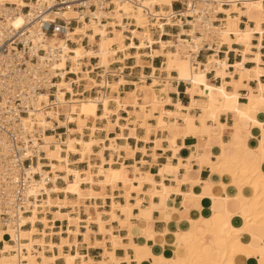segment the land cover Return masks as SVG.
Returning <instances> with one entry per match:
<instances>
[{
	"label": "bare ground",
	"instance_id": "obj_1",
	"mask_svg": "<svg viewBox=\"0 0 264 264\" xmlns=\"http://www.w3.org/2000/svg\"><path fill=\"white\" fill-rule=\"evenodd\" d=\"M54 1L0 0V3L17 5L18 11L9 21L20 28L37 8ZM181 1H184V8L175 9L174 2ZM25 6L30 7L28 11L22 9ZM179 13L194 18L185 21L178 17ZM86 16L85 12L74 9L51 11L46 15L47 21L57 22V18H61L65 21L64 27L57 25L53 33L43 32L32 38L36 64L46 70L47 90L37 95L33 107L23 116V124L35 134L34 140L39 144L41 154H37V162H32L26 169L31 179L25 195L28 198L32 196L34 200L28 199L25 209H14L9 200L3 204L0 199V264H121L122 260L131 264L133 259L146 264L150 258L154 259V264L174 263L176 260L187 264H239L238 255L249 257L261 246L248 243L244 238L262 237L264 134L254 159L246 157L244 144L238 151L239 160L223 151L216 155V160H212L210 155L199 152L197 143V151L184 162L181 150L186 144L179 145L178 140L185 141L189 135L202 138L209 134L212 126L205 125L204 119L217 124L223 134L228 125L220 119L222 113H233L237 120L248 118L251 106L264 113V91L260 89L257 97L249 95L250 104L241 103L237 90L239 83L234 80L237 74L240 81L250 78V70L244 67V62L254 36L260 34L261 39L264 34V0H122L117 1L111 10L98 9L89 19ZM243 16L246 17L245 27L241 26ZM18 20L22 21L19 26ZM73 20L75 24H71ZM166 24L178 25L179 29L167 32ZM185 24L191 27L186 28ZM127 32L131 35L128 36ZM126 40L130 42L125 44ZM207 43L212 50L204 54H213L201 60L200 52L208 50L205 48ZM235 44L245 47L242 51L235 49L241 53L243 61L230 65L228 58L220 54H228ZM155 46H160V49H155ZM129 48L136 49L130 56L142 68L136 81L126 78L125 65L111 68L114 63L123 62L128 57L126 50ZM40 49L45 52L40 53ZM120 53L125 58L117 57ZM144 54L152 59L164 57V65L155 66L152 59L146 60ZM92 58H97V68L103 69L100 81L84 68L86 60ZM146 65L152 68L149 74L145 72ZM32 67L34 65L31 64ZM70 74L74 77L69 78ZM110 76H113V81H110ZM53 77L58 79L51 80ZM228 78L232 80L230 83L226 82ZM81 81H85L88 89L98 87V94L77 98L83 94H78L74 85ZM178 83L187 86V104L171 97L170 90L176 89ZM129 84L134 88L126 91L124 97L122 86ZM158 85L163 86L162 94L156 89ZM229 85L233 90L228 89ZM53 86L54 91L51 90ZM62 106H65L64 113L60 111ZM121 110L128 115L121 114ZM110 117H115L114 121ZM98 121L103 125H98ZM252 122L258 123L255 119ZM58 126L66 128L65 134L54 132ZM138 128L144 130L143 135L137 133ZM86 129H89L88 136ZM116 129L119 132L112 135ZM262 129L264 133V127ZM126 131L136 139L135 146L130 144ZM100 132H105L104 138L98 137ZM152 132L156 134L155 139L150 137ZM249 135L250 130L247 129L243 133L245 141ZM237 141L238 138L233 137L230 143L236 147ZM148 143H152V159L139 160L137 152L148 154ZM96 147L101 149L96 152ZM168 150L172 155H167ZM73 153L79 155L77 162L71 159ZM122 154H125L123 159ZM161 154L167 155L168 162L157 165ZM93 156H97L98 163H93ZM43 158L47 161L44 162ZM175 158L178 159L177 164L172 163ZM204 158L223 179L229 177L232 180L222 188L230 196L238 198L240 206L247 205L252 212L245 216L241 210L235 214L225 210L223 224L204 229L203 235L195 228L192 241L174 243L170 247L172 250L184 248V252L175 259L156 255L153 243L154 233L158 232L145 228L141 232L144 234L135 241L133 224L140 219L150 221L147 213L154 208L164 206L167 210L166 201L171 191L183 192L185 196L191 194L184 190L186 182L177 169L184 167L188 171L193 160H197L201 167ZM129 159L134 162L128 164ZM82 163H86L84 168L80 166ZM115 165L119 167L116 169ZM154 166H159V169L154 170ZM2 168L0 187L7 191V199H11L17 186L4 178ZM157 176L161 179L157 180ZM167 176L177 183L175 188L166 185ZM59 181L66 185L59 184ZM196 182L191 180V183ZM116 191L121 192L119 197L122 200H117ZM68 194L74 195L76 200H71ZM198 195L204 196L203 193ZM156 197L160 199L159 203L154 202ZM146 199L149 206L144 207ZM223 199L227 201L228 197ZM108 200L111 201L106 209ZM82 204L86 218L76 215L82 212ZM4 211L10 214L9 218L2 217ZM50 214L54 219L49 218ZM56 221H67V227L61 225L56 231ZM195 222L192 221L193 224ZM82 223H85V230L81 229ZM252 226L256 227L255 232L251 230ZM74 227L76 229H72ZM121 229L128 231L130 243L124 244L123 238L116 234ZM209 233L214 236L210 244L212 252L204 254ZM220 241L225 243L224 250L218 246ZM91 247L103 249L99 260L88 255ZM118 247H124L126 251L131 248L134 255L117 257Z\"/></svg>",
	"mask_w": 264,
	"mask_h": 264
},
{
	"label": "crops",
	"instance_id": "obj_2",
	"mask_svg": "<svg viewBox=\"0 0 264 264\" xmlns=\"http://www.w3.org/2000/svg\"><path fill=\"white\" fill-rule=\"evenodd\" d=\"M182 2L184 1L174 2V8L178 10L184 8ZM245 18L246 17L243 16V23H241L242 27H245ZM259 35L260 34H256L254 36L252 41V48L247 51L246 60L244 62V67L250 70V73L248 74L250 78H244L242 81H240V76L238 74L234 78L235 82L239 83L237 86V90L240 95L241 103L250 104L249 95L257 97L258 95H260V89L264 91V34L261 39ZM235 49H239L242 51L245 49V47L243 45L235 44L234 48L228 54H220L228 58L230 65H233L236 62L243 61L241 53L239 51H235ZM203 55L204 59L202 58ZM203 55H200L201 60H205V58L210 54ZM257 59H259L260 61H258ZM152 63L155 66L160 67L158 61L155 63V60H153ZM137 67H139V65H137ZM146 68L149 70L151 69V66L146 65ZM257 74L259 75L257 76ZM231 81V78H228L226 80L227 83H230ZM181 85L182 83H178V85H175L176 89H173L172 94H170L174 101L180 100L183 103L187 104L189 103V96L186 94L187 86L184 90L186 97H182L180 92ZM228 89L233 90V86L229 85ZM196 113L199 115L200 111L197 110ZM248 116V118H239V120H237L238 118H236L233 113H222L220 119L225 120L226 124L228 125L225 128L223 134L221 133V129L217 124L212 123L209 119H204L203 123L205 125H210L209 127L212 126L209 129V134H205L202 138L194 135H189L185 141H183L182 139L178 140L179 145H182L183 142H185L186 144L183 146L184 148L182 147L181 150L184 162H186L187 159L197 151V143H199V152L210 155L212 160H216V155L220 154L222 151L227 155H231L234 160H239L240 156L238 151L243 147L244 144H246L247 147L245 151L246 157L249 159L256 158V149L259 147V143L261 139H263L264 134L263 129L260 126L261 124L264 126V113H259L256 110V107L251 106L248 110ZM253 119L257 120L258 123L254 124L252 122ZM193 129H195V127ZM247 129L250 130V135L246 138L245 141L243 133ZM233 137H237L239 140L237 141L236 147L231 145L230 143ZM130 142L132 145H135L136 143L133 139H130ZM222 143L223 147H221ZM229 143L231 146L229 145ZM139 145H142V143L139 142ZM140 155H142V153L141 151H138L136 154V158ZM167 155H172V152L168 150ZM167 155L161 154L160 156H158L157 165L166 164L168 162L166 157ZM149 157L150 158H147V156L143 155V158H145L146 160L152 159L151 156ZM159 158L160 160H158ZM203 161L204 163L201 167L197 160H193V166H191L188 171L184 167H180L179 169H177L181 179H184L186 182L184 185V190H186L188 194L191 193L188 195L189 197L187 195L186 197L183 192L176 193L175 191H171V194L167 199L168 201H166L167 210L164 206H159L157 208H154L150 213H147L150 221H147L146 219H140L139 221L135 220L133 224L134 233H132L135 241H138L140 235L144 234H141V232L145 228H149L151 230H154L155 232H158L154 233L155 243H153V252L156 255H164L168 258L175 259L180 253L184 252V248L172 250L170 247L174 245V243L179 242L182 244H187L192 241V232L195 228L200 235H203L204 233L202 232L204 231V229H209L214 225L223 224L226 220L224 214L225 210H228L229 212L234 214L241 210V212L245 216L251 214L252 210L247 205L240 206L241 203L239 202V199H236L234 196H230L227 191L222 188L223 184H229L230 182H232V180L229 177L223 179L218 171H214L211 166L206 163V158H204ZM172 163L177 164L178 159H173ZM262 163V165L264 166V161ZM153 169H159V166H154ZM166 178V185H172V188H175L177 183L170 181L171 179L169 176H167ZM156 179L160 180L161 178L157 176ZM191 180L198 182L191 183ZM192 192L195 194L192 195ZM201 193L204 194L202 198L200 197V195H198ZM212 195H215L216 197L213 198ZM243 195H246V192H243ZM223 197H228L227 201L224 200ZM154 202L159 203L160 199L156 197L154 199ZM146 206H149V202L147 201V199L144 204V207ZM135 212L138 213L139 211L136 209ZM192 221H196L197 224L195 222L194 224L196 225H194ZM251 230L255 232L257 229L256 227L252 226ZM116 234L120 235L123 238L124 244L130 243L129 233L126 229L118 230ZM260 234L262 236L261 239H253L249 237L244 238L246 241H248V243H254L255 245L261 244V246L259 250H253L249 257L238 255L237 262L239 264H264V225L260 227ZM213 240V234H207L208 245L204 248V254L212 252V246H210V244L213 242ZM163 245H165V248ZM218 246L220 249L224 250V241H220L218 243ZM102 252L103 249L101 247H91L88 251V255L99 260L101 258ZM115 254L117 257H130L134 255V250L129 248L126 251L124 247H118ZM154 263V259L150 258L148 259V263L146 264ZM121 264H128V262L126 260H122ZM131 264L139 263L135 259H133ZM162 264L187 263L176 260L174 263L170 262Z\"/></svg>",
	"mask_w": 264,
	"mask_h": 264
},
{
	"label": "built area",
	"instance_id": "obj_3",
	"mask_svg": "<svg viewBox=\"0 0 264 264\" xmlns=\"http://www.w3.org/2000/svg\"><path fill=\"white\" fill-rule=\"evenodd\" d=\"M117 1L122 0H55L37 8L20 28L14 27L9 21L17 13V5L0 3V167L4 169V178L17 186L11 199H7V191L0 187L3 204L9 200L14 209H25V202L28 199L34 200L32 196L28 198L25 195L31 179L26 169L32 162H37V154L41 153L39 144L34 140L35 134L24 127L23 116L33 107L37 95L47 90V75L45 68L36 64L37 56L33 52L32 38L43 32L53 33L58 28L57 25L64 27L65 21L61 18H57V22L47 21L46 15L51 11L74 9L85 12L89 19L98 9H113ZM29 8L22 7L24 11ZM178 17L185 21L187 18H194L181 13ZM75 22L73 20L71 24ZM205 48L208 50L202 49L201 56L212 50L208 43ZM39 52L44 53L45 50L40 49ZM31 64L34 67L31 68ZM57 79L58 77H53L51 80ZM54 88L53 86L51 90L54 91ZM42 160L47 161L44 158ZM2 217L9 218L10 214L4 211Z\"/></svg>",
	"mask_w": 264,
	"mask_h": 264
},
{
	"label": "rangeland",
	"instance_id": "obj_4",
	"mask_svg": "<svg viewBox=\"0 0 264 264\" xmlns=\"http://www.w3.org/2000/svg\"><path fill=\"white\" fill-rule=\"evenodd\" d=\"M174 27V28H173ZM185 27L186 28H190L191 26L190 25H188L187 24V26L185 25ZM166 28V31L167 32H176L178 29H179V27H178V25H174V24H172V26L171 25H169V26H166L165 27ZM178 28V29H177ZM129 33V34H128ZM127 35L128 36H130L131 35V33L130 32H127ZM155 36L157 37L158 35L155 33ZM164 38H170V36H164ZM87 42V41H86ZM130 41L129 40H126L124 43L125 44H128ZM136 42H140L139 41V39H136ZM155 49H160V46H155ZM167 50V49H166ZM136 52V49H134V48H129V49H127L126 50V53L128 54V57H124V55L122 54V53H120L117 57H121V56H123L124 58H125V60L123 61V62H116V63H114L112 66H111V68L112 69H118V68H120V66H124V67H126L125 68V72L127 73V75H126V78L127 79H130V80H132V81H136V80H138L137 79V77H138V75L140 74L139 72H141V70H142V68L139 66V67H137V64H136V61H135V58H133L132 56H130L131 54H134ZM215 53V52H214ZM210 54H213V53H210ZM145 58H146V60L147 61H150L152 58L147 54V55H143ZM203 59H204V55H203V57H202ZM153 60H155V63L158 61L159 62V66L160 67H162L163 65H164V62H165V58L164 57H162V56H158V57H155V58H153L152 59V61ZM88 63V64H87ZM97 63H98V59L97 58H92V59H87L86 60V64H85V66L86 67H84L85 68V70L87 69H89L90 70V73H91V76L92 77H95L98 81H100L101 79H102V77H100V75L103 73V69L102 68H97ZM120 64V65H119ZM163 64V65H162ZM162 65V66H161ZM96 68V69H95ZM93 70V71H92ZM151 70H152V68L151 69H146L145 70V72H146V74H149V73H151ZM130 74V75H129ZM163 74V73H162ZM164 76H165V73L163 74ZM70 77H74V75H70L69 76V78ZM75 78H78L77 76L75 77ZM101 78V79H100ZM110 78V81H113V76H110L109 77ZM150 82H151V80H150ZM81 83V84H80ZM80 83H77V84H75L74 85V89H75V91L78 93V94H83V95H79L77 98H81V99H83V98H85L86 96H91V95H97L98 94V90H99V88L98 87H94V86H92V87H90L89 89L86 87V85H85V81H81ZM129 83H131V82H129ZM79 85V86H78ZM185 87H186V85L184 84V83H182V85L180 86V92H181V96L182 97H186V94H185V92H184V90H185ZM132 88H134V86L132 85V84H129L128 86H122V91H123V93H122V95L124 96V97H126V91H130ZM163 88V86L162 85H158L157 87H156V89H158V91L159 92H161V94L163 93V91L161 90ZM130 89V90H129ZM172 91H173V89H171L170 90V93L172 94ZM125 92V93H124ZM86 95V96H85ZM84 96V97H83ZM130 110H132V108L131 107H128ZM111 109H114V107L113 106H111ZM139 110H141V108L139 109ZM60 111L62 112V113H64L65 112V106H62L61 107V109H60ZM101 113V112H100ZM120 113L121 114H123V115H128V113L125 111V110H121L120 111ZM111 119V121H114V118L115 117H110ZM154 123V122H153ZM98 125H103V123L102 122H99L98 121V123H97ZM73 126V125H72ZM59 128V129H58ZM55 133L57 132V133H64L65 134V132H66V128L65 127H57L56 128V130L54 131ZM116 132H119V129H116L113 133H112V135H116L117 133ZM51 133V132H50ZM88 133H89V129H86V136H88ZM137 133L139 134V135H143L144 134V130L143 129H141V128H138V130H137ZM126 134H128V136L130 137V139H133L135 142H136V139L134 138V136L133 135H131L130 134V131H126ZM153 135H154V137H153ZM161 135V134H160ZM65 136V135H64ZM98 137H100V138H104L105 137V132H100L99 134H98ZM132 137V138H131ZM150 137H152L153 139H155L156 138V134L155 133H153L152 132V134L150 135ZM130 142V141H129ZM130 144H131V142H130ZM137 144V142L135 143V145ZM132 145V144H131ZM135 145H132V146H135ZM151 145H152V143H148L147 144V150H148V154H146V155H144V156H147V158H150L149 156H151V153H152V149H151ZM142 146V145H141ZM101 148L99 147H96L95 148V151L96 152H98L99 150H100ZM124 155L125 154H122V156H121V159H123L124 158ZM107 156L109 157V153L107 154ZM97 160H96V159ZM115 159H117V160H119V158H118V156H115L114 157ZM139 160H141V159H143V154L142 155H140V156H138L137 157ZM71 159L74 161V162H77L78 160H79V155H77V154H75V153H73L72 155H71ZM95 159V160H94ZM158 160H160V158L158 159ZM99 162V160H98V158H97V156H93V163H98ZM132 162H134V160H128L127 161V163L128 164H131ZM85 165H86V163H82L80 166H81V168H84L85 167ZM117 167H119V165H115V168L117 169ZM117 175V174H116ZM98 179V178H97ZM59 184H61V185H66L64 182H63V184L61 183V181H59ZM61 196H64V194H61ZM68 196H70V194H68ZM118 196V198H117V200H122V198H120L119 196H121V192L120 191H116V197ZM71 200H73V201H75L76 200V197L73 195L72 196V194H71V196L69 197ZM110 201L111 200H108V203L106 204V209H108V207H109V203H110ZM99 203L101 204V201H99ZM88 204H90V203H88ZM102 210V209H101ZM81 211L82 212H80V213H77L76 215L77 216H84V218H86L87 217V215H86V210H85V206H83V204H82V208H81ZM49 218L50 219H54V216L53 215H49ZM67 221H56V228H55V230L57 231L59 228V226H63V227H67ZM37 225L39 226V227H41L42 225L40 224V223H37ZM85 223H82V225H81V229L82 230H85ZM72 229H76V227H74V228H72ZM93 229H97V227H94ZM82 238V237H81ZM55 241H57V239H55ZM48 255H49V253H47ZM58 263H60V261H58Z\"/></svg>",
	"mask_w": 264,
	"mask_h": 264
},
{
	"label": "snow or ice",
	"instance_id": "obj_5",
	"mask_svg": "<svg viewBox=\"0 0 264 264\" xmlns=\"http://www.w3.org/2000/svg\"><path fill=\"white\" fill-rule=\"evenodd\" d=\"M20 23H22V21L18 20V21H17V26H19ZM262 127H264V126H262Z\"/></svg>",
	"mask_w": 264,
	"mask_h": 264
}]
</instances>
